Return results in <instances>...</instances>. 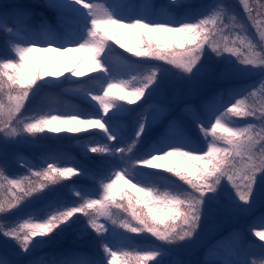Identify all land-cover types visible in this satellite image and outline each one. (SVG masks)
Masks as SVG:
<instances>
[{"label": "snow or ice", "instance_id": "6c2138e0", "mask_svg": "<svg viewBox=\"0 0 264 264\" xmlns=\"http://www.w3.org/2000/svg\"><path fill=\"white\" fill-rule=\"evenodd\" d=\"M238 2L258 41L226 0L0 5V264H264V212L247 225L261 243L239 227L205 239L264 209V0ZM65 72L100 73L70 81L85 107L47 97ZM178 85L194 97L178 111L153 100ZM44 133L76 136L79 158L13 151ZM71 233L93 258L45 251Z\"/></svg>", "mask_w": 264, "mask_h": 264}, {"label": "trees", "instance_id": "16d2710c", "mask_svg": "<svg viewBox=\"0 0 264 264\" xmlns=\"http://www.w3.org/2000/svg\"><path fill=\"white\" fill-rule=\"evenodd\" d=\"M21 3L25 4H41L43 1L42 0H20ZM108 3H144L145 0H107ZM156 2H160V0H156ZM226 2L230 5V7L233 9V11L237 14L238 19H242V21L245 23L247 20L245 16L239 17L237 5L234 0H226ZM37 12L34 14L33 17V23L39 24L42 20L47 19L50 23L55 26L56 21L54 19V16L51 12L42 9V8H36ZM1 43H3V38L0 37ZM117 51L122 52L125 56H129L131 59L135 60L137 59L136 57H132L130 53L125 52L123 49H120L118 45H113ZM40 60H43V58H39ZM84 71H87L84 70ZM100 75V73H88V76L85 77H71L69 73L65 72V76L61 77V80H64L65 77L68 79L65 81L63 84V87L60 89H50L47 92V97L50 98L51 100L54 101V107H64L65 105H75L77 107H85L86 102L82 101V99L73 91V89L76 87L75 84L71 83L70 81L73 80H81V81H86L89 79L91 76H97ZM125 77H120V79H123ZM106 86V85H105ZM177 86L173 89H170V95H167V97H171L172 93L176 92ZM119 93V90H116ZM123 94V93H119ZM155 102H160V101H165V100H160L157 98H154ZM167 101H169L167 99ZM166 102V101H165ZM170 102V101H169ZM95 103V102H93ZM142 103L138 102L137 105H128V107L136 109L138 105ZM168 103V102H167ZM183 103H180L175 111H178L182 107ZM83 135V134H81ZM36 140H41L44 142V144H47L45 148H40V147H34V148H29L23 149L20 151V154L24 156L25 158L30 159L32 162L39 164L41 161V158L48 155V154H53L56 156L60 157H73V158H79L80 155V149L78 146V141L77 137L74 136L73 134H68V133H60V134H52V133H44L39 136L38 139ZM10 172L12 173H23L25 169L21 167H14L9 169ZM152 171V170H149ZM163 175L165 176H171V174L164 172ZM172 179H176L174 176H171ZM80 183L79 180L76 178H73V181H65L64 184H70V183ZM56 191L63 193L67 198L71 199V197L67 196V188L62 187L60 185L56 186ZM258 230V229H257ZM135 235V234H131ZM141 243H146L147 241H142L139 240ZM45 251H55L62 257H65L69 260H86V259H91L97 252V248L95 243L92 242V238L90 236L84 237V238H79L77 234L71 233L67 236L61 237V239L57 242V244L50 249H45ZM151 264V262H150Z\"/></svg>", "mask_w": 264, "mask_h": 264}, {"label": "rangeland", "instance_id": "374dc122", "mask_svg": "<svg viewBox=\"0 0 264 264\" xmlns=\"http://www.w3.org/2000/svg\"><path fill=\"white\" fill-rule=\"evenodd\" d=\"M234 1L237 5L239 17H241L243 15V16H245L247 21L244 23L242 21V19H239V20L242 21L247 26L248 32L252 34V38H254L255 40L258 41L259 37H258V35H255V29L252 27L251 22L248 21L247 14L243 10L242 4H240L238 2V0H234ZM85 2H87V0H85ZM250 2H252V0H250ZM12 3H21V2H20V0H0V5H8V4H12ZM0 46H2L1 41H0ZM80 55H81L80 53L69 54L67 57L64 58L63 62L58 66V70H63V69H66L68 67H71L73 65V63L76 61L77 57H79ZM39 58H43V57L41 56ZM87 68H88V65L86 62L84 67L82 68V70L84 71ZM176 89H177L176 92L172 93L171 97H167V95H170V94H166L164 96H156L154 98H157L160 100H165L166 102H168L172 106L173 110H175L180 103H183L186 100L194 99V97H192L190 95L189 91L184 89L183 85H178ZM114 91H116V90H114ZM168 93H170V91ZM167 99L170 102L167 101ZM46 146H47V144H44L43 141L35 139L32 143L21 144V145L16 146L15 149H13V151L20 153L21 150L27 149V147L32 149L34 147L45 148ZM18 166L21 167L20 165H17L14 161L11 162V164H10L11 168L18 167ZM255 211H257L255 213V215L251 216ZM254 212L251 215L246 216V217H241L238 220L224 219L221 221L210 222L208 225V230L206 232L205 239L211 240L215 236L219 235L221 232L229 230L232 227L239 226V225H245V224L247 225V223L249 224L252 219H254L256 216H258L261 212H264V209L257 206V208L254 210ZM245 233L248 236V239L253 240L254 237H252L251 234L247 233V231H245ZM137 239L138 240H146V239H142L140 237H137ZM256 243H261V241L256 240ZM255 252L257 255H259V249H255ZM203 256H204V252H203V249H201L198 253H196V254L192 255L191 257H188V258H190L192 260H199V259L203 258Z\"/></svg>", "mask_w": 264, "mask_h": 264}]
</instances>
